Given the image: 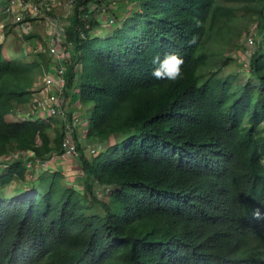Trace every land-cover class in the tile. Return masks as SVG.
Instances as JSON below:
<instances>
[{
    "label": "trees",
    "instance_id": "1",
    "mask_svg": "<svg viewBox=\"0 0 264 264\" xmlns=\"http://www.w3.org/2000/svg\"><path fill=\"white\" fill-rule=\"evenodd\" d=\"M132 2L103 37L90 6L110 1L76 0L66 93L94 106L86 144L102 150L87 157L79 144L83 192L49 170L0 196V264H264V0ZM239 14L263 37L246 81L219 75L231 58L205 78L206 43L233 34ZM164 53L183 57L182 79L152 76ZM24 58L5 60L0 44V163L61 153L52 118L18 121L50 72ZM1 169L2 188L30 182L22 159Z\"/></svg>",
    "mask_w": 264,
    "mask_h": 264
},
{
    "label": "rangeland",
    "instance_id": "2",
    "mask_svg": "<svg viewBox=\"0 0 264 264\" xmlns=\"http://www.w3.org/2000/svg\"><path fill=\"white\" fill-rule=\"evenodd\" d=\"M110 4L107 7H104L105 11H99L98 8L95 6H90L91 12L93 13L91 18H93L95 21L99 20L100 25L94 29V34L100 33L99 35L105 37L108 36V29L111 25L118 24V21L120 18L125 17L127 12L134 7L132 0H109ZM112 2V3H111ZM224 2V1H223ZM76 6V0H60L59 5L56 7V9L52 12L51 15H47V19H50L51 17H59L60 22H62L63 25H67L69 20L72 18L74 14V7ZM238 18L234 20L231 23V30L234 32L229 36L227 31L229 30V26L225 27L226 32L224 35H214L213 40L208 41L205 45V50H207L208 53L212 54L211 64L208 68L202 69L201 74L208 78L211 71L218 70V66L220 62L226 60L227 58L233 59L227 66H225L222 70H220L218 73L220 76H226L231 77L233 79H237L240 83H244L246 81V74H244L243 66L241 64V58L246 50L247 46V40L248 38L252 37L255 40L254 48L256 49L259 44L262 43V34L260 33L258 29L259 21L257 18H249L244 17V15H238ZM117 21V22H116ZM11 26H9L10 28ZM6 31V28H5ZM13 29L11 28L9 30V36L6 34V43L4 44V58L7 61H14L15 59L22 57L20 54L23 53L22 46L25 43V39L23 37H19L18 34H14ZM110 34V33H109ZM98 35V34H97ZM8 36V37H7ZM230 37H232V43L230 44V41L225 42ZM43 39H46L48 41L49 36H43ZM45 46L47 44L45 43ZM40 57L36 58L34 55H25L24 59L25 62L28 61H36L38 63L47 62L50 63V67L54 66L52 62V57L49 54L41 53ZM39 56V55H38ZM69 66V63H68ZM216 69V70H215ZM46 76H43L40 78V84L36 87V93L34 95V99H39L44 97L47 94V91H45V87L42 85L45 82ZM75 88L69 90L68 95H65V101L70 102V97L75 93ZM80 101V100H79ZM32 106H26L22 109V116L18 118V121L22 119V117L25 116L27 118L28 116H31L33 113L31 112ZM94 106L92 104L84 105L81 113L83 114V119L86 121V124L88 125V128L91 127V117L93 112ZM33 111V109H32ZM42 112V111H41ZM34 113L33 115H36L35 118L38 120L41 119L43 122H46L48 117L42 113ZM10 120H16L13 117H9ZM54 123L57 124V127L60 128L63 126L62 119L60 117L52 118L50 119ZM83 130V129H82ZM81 130V131H82ZM83 132V131H82ZM81 132V133H82ZM52 136H54L52 134ZM90 145L89 147H96L95 144ZM88 147V149H89ZM85 151V154L89 156V151L86 148H83ZM17 157L16 152L12 153V155H9L6 157V162L11 161L12 159H15ZM63 161V162H62ZM71 160L65 161V160H58L52 165L53 170H58L61 167H64L65 169L62 170L64 172V177L66 178V183L70 187H74L78 189L79 191L83 192L84 190V184H83V174L80 169L79 163ZM62 162V163H61ZM51 169L52 172H54ZM48 172V171H47ZM3 173L2 169H0V174ZM46 173V171L44 172ZM43 173V174H44ZM47 174V173H46ZM37 177V176H36ZM29 179L32 181V183L38 184L37 178ZM82 177V179H81ZM31 182L24 184V186L29 185ZM23 189L21 186V183H19L18 180H14L9 186L3 188L4 196L7 198H13L16 197L19 193V190ZM0 191H2V187H0ZM98 195L100 198H106L107 192L104 191L102 188H98L97 190Z\"/></svg>",
    "mask_w": 264,
    "mask_h": 264
},
{
    "label": "built area",
    "instance_id": "3",
    "mask_svg": "<svg viewBox=\"0 0 264 264\" xmlns=\"http://www.w3.org/2000/svg\"><path fill=\"white\" fill-rule=\"evenodd\" d=\"M60 0H8L4 7V14L13 17L16 26H23L26 23L41 20L52 14L59 5ZM105 11V9H104ZM103 12V11H102ZM90 17L87 15L86 19ZM52 32L48 41L47 53L54 58V66L50 67V72L46 75L45 82L42 84L45 87L47 94L39 99L32 100L31 112L34 114L41 113L46 115L48 119L60 117L63 121L61 131V153L52 154L46 159L36 157L32 152H26L14 159H22L26 165V179L30 182L36 176L39 177L42 172L51 170L52 164L58 160L79 161L81 152L79 144L82 143V148L89 151V156H97L102 147H89L86 144L87 131L82 132L80 127L86 123L82 113H70L65 101L67 91V71L68 63L72 62L74 56L73 44L66 40L65 28L59 25L57 19H51L50 22ZM54 30V31H53ZM255 39L248 38L246 50L244 51L241 60L243 71L249 73L250 57L254 53ZM6 42L5 26H0V44ZM33 109V111H32ZM82 132V133H81ZM89 147V149H88ZM9 162V161H8ZM36 177V178H37ZM31 179V180H29Z\"/></svg>",
    "mask_w": 264,
    "mask_h": 264
},
{
    "label": "crops",
    "instance_id": "4",
    "mask_svg": "<svg viewBox=\"0 0 264 264\" xmlns=\"http://www.w3.org/2000/svg\"><path fill=\"white\" fill-rule=\"evenodd\" d=\"M27 1L32 2L33 0H27ZM7 2H8V0H0V26L2 24L5 26L6 34H8V36H9V30L12 28L13 33L15 35L18 34L19 37H23L25 39V43L22 46L23 53L20 54V56L24 57L25 55H30V56L34 55L36 58H38V57H40V56H38L39 54H41V53L46 54L47 53L46 49L48 48V41L50 39L49 35H51L50 33L52 32V27H53L50 24L51 19L52 18L57 19L59 25H62L61 24L62 22H60L61 21L60 18L59 17H51L50 19L44 18L41 20L33 21L31 23H26L23 26H16L14 21H13V17L6 16L3 12L4 7L7 4ZM68 25H69V22L67 25H63V27L65 28L64 33H66ZM9 26H11V27L9 28ZM43 36H49L48 41L46 39H43L42 38ZM45 43L47 44V46H45ZM52 62L54 64V58H52ZM35 90H37V89L35 88ZM76 91L77 90H75V93H76ZM68 93H69V90L66 93V95H68ZM75 93H73V94H75ZM67 103H68L67 108H68L70 113H81V111L83 109V105L80 103V101L73 100V95H71V97H70V102L68 101ZM62 123H63V121H62ZM80 129L81 130L83 129L82 131L84 133L86 131L88 132V130L90 128H88V125L86 123H84L80 127ZM85 142L87 143V141H85ZM84 153H85V151H84ZM85 155L88 157L87 154H85ZM70 162H73V161H70ZM75 162L79 163L78 161H75ZM78 166H80V165H78ZM51 169H52V167H51ZM63 169H65V168L61 167L58 170H53V169L52 170L54 172H60L62 175H64V172H62ZM81 179H82V177H81ZM18 181H19V183H21V186L24 189V187H26V186H24V184H26V183H22V181H20V180H18ZM23 189H21V190H23ZM21 190H19V191H21ZM1 195H4L3 188H2V191H0V196Z\"/></svg>",
    "mask_w": 264,
    "mask_h": 264
},
{
    "label": "clouds",
    "instance_id": "5",
    "mask_svg": "<svg viewBox=\"0 0 264 264\" xmlns=\"http://www.w3.org/2000/svg\"><path fill=\"white\" fill-rule=\"evenodd\" d=\"M195 43H196V37L193 36L192 39L189 41V44H195ZM152 63L153 65H155L152 71V76L158 81L159 80L176 81L178 79L183 78L182 65L185 63V61L183 57L177 53H164L163 57H161V55L158 54L153 57ZM16 154L18 156H21V154L19 153ZM2 160L3 161H1L0 163V169L1 167H6V165L13 163L14 161V159H12L11 161L6 162L5 161L6 157H3ZM254 216L256 219H260L261 212L257 210L254 213Z\"/></svg>",
    "mask_w": 264,
    "mask_h": 264
}]
</instances>
